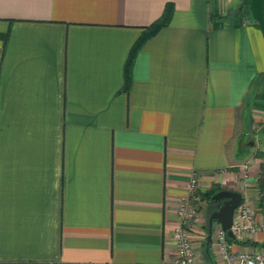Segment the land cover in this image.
I'll list each match as a JSON object with an SVG mask.
<instances>
[{
    "label": "crops",
    "instance_id": "crops-1",
    "mask_svg": "<svg viewBox=\"0 0 264 264\" xmlns=\"http://www.w3.org/2000/svg\"><path fill=\"white\" fill-rule=\"evenodd\" d=\"M242 1L0 0V264H174L194 174L264 224V35ZM205 207L196 261L220 264ZM235 236L264 252V230Z\"/></svg>",
    "mask_w": 264,
    "mask_h": 264
},
{
    "label": "built area",
    "instance_id": "built-area-1",
    "mask_svg": "<svg viewBox=\"0 0 264 264\" xmlns=\"http://www.w3.org/2000/svg\"><path fill=\"white\" fill-rule=\"evenodd\" d=\"M197 187L198 179L194 174L189 194L183 197L178 205L179 223L174 230L176 246L174 264H198L194 253V228L199 221L202 202ZM232 230L235 235L242 231L257 232L264 230V224L254 222L252 207L248 202H244L235 212ZM228 237L222 226L215 231L214 247L220 264H264V252L236 251Z\"/></svg>",
    "mask_w": 264,
    "mask_h": 264
},
{
    "label": "water",
    "instance_id": "water-1",
    "mask_svg": "<svg viewBox=\"0 0 264 264\" xmlns=\"http://www.w3.org/2000/svg\"><path fill=\"white\" fill-rule=\"evenodd\" d=\"M248 5L252 15L258 21L264 35V0H243L240 9ZM214 201H223L209 217V236L213 232L214 223L218 222L227 231L229 237H234L232 230L235 212L243 202V195L236 190L222 189L212 196Z\"/></svg>",
    "mask_w": 264,
    "mask_h": 264
},
{
    "label": "trees",
    "instance_id": "trees-1",
    "mask_svg": "<svg viewBox=\"0 0 264 264\" xmlns=\"http://www.w3.org/2000/svg\"><path fill=\"white\" fill-rule=\"evenodd\" d=\"M172 12H173L172 6L170 4H168L165 8L163 15L159 19H157L155 22H153L151 25H149L145 28L144 35L134 45V47L130 53L128 62L126 64V82H125V86H124V88L126 90H128L130 87L132 65H133V61H134V58H135L138 50L141 48V46L143 45V43L147 39L154 36L161 28L167 26L170 23ZM258 26H259V23H258ZM262 129L264 130V125H263ZM220 190H222L220 187L214 186L210 190H208L207 192H205L203 194V196L208 199V206L210 209V214L218 207L217 202L212 200V196ZM228 238L231 242L236 240V236L228 237Z\"/></svg>",
    "mask_w": 264,
    "mask_h": 264
},
{
    "label": "rangeland",
    "instance_id": "rangeland-1",
    "mask_svg": "<svg viewBox=\"0 0 264 264\" xmlns=\"http://www.w3.org/2000/svg\"><path fill=\"white\" fill-rule=\"evenodd\" d=\"M198 195L200 196V198H201V206H208V199L207 198H205L202 194H200V192H198ZM209 207V206H208ZM203 215H206L205 217V219H204V227H205V229H207L206 231H208V224H209V221H208V217H209V215H211L210 214V209H208L207 211H206V207H205V210H204V212H203ZM214 228V227H213Z\"/></svg>",
    "mask_w": 264,
    "mask_h": 264
},
{
    "label": "flooded vegetation",
    "instance_id": "flooded-vegetation-1",
    "mask_svg": "<svg viewBox=\"0 0 264 264\" xmlns=\"http://www.w3.org/2000/svg\"><path fill=\"white\" fill-rule=\"evenodd\" d=\"M217 202V206H220L222 204L223 201H216Z\"/></svg>",
    "mask_w": 264,
    "mask_h": 264
}]
</instances>
